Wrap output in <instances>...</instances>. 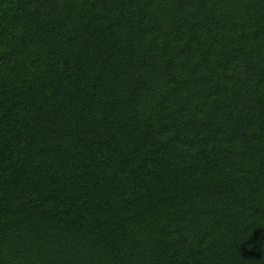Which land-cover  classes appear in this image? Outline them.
Returning <instances> with one entry per match:
<instances>
[{
  "label": "trees",
  "instance_id": "16d2710c",
  "mask_svg": "<svg viewBox=\"0 0 264 264\" xmlns=\"http://www.w3.org/2000/svg\"><path fill=\"white\" fill-rule=\"evenodd\" d=\"M0 264H264V0H0Z\"/></svg>",
  "mask_w": 264,
  "mask_h": 264
}]
</instances>
